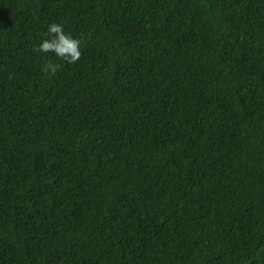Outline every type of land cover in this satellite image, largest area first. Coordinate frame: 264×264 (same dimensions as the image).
<instances>
[{
    "label": "trees",
    "instance_id": "obj_1",
    "mask_svg": "<svg viewBox=\"0 0 264 264\" xmlns=\"http://www.w3.org/2000/svg\"><path fill=\"white\" fill-rule=\"evenodd\" d=\"M0 264H264V0H0Z\"/></svg>",
    "mask_w": 264,
    "mask_h": 264
},
{
    "label": "clouds",
    "instance_id": "obj_2",
    "mask_svg": "<svg viewBox=\"0 0 264 264\" xmlns=\"http://www.w3.org/2000/svg\"><path fill=\"white\" fill-rule=\"evenodd\" d=\"M81 46V39L66 31L63 24L50 22L35 46V50L44 55L50 53L57 60L68 64H75L81 58ZM59 67V63L49 59L43 64L42 71L46 74H55Z\"/></svg>",
    "mask_w": 264,
    "mask_h": 264
}]
</instances>
